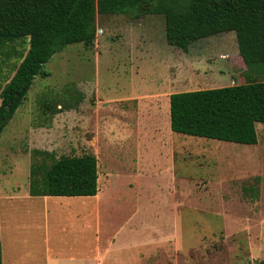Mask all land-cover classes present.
I'll return each mask as SVG.
<instances>
[{"label": "rangeland", "instance_id": "obj_1", "mask_svg": "<svg viewBox=\"0 0 264 264\" xmlns=\"http://www.w3.org/2000/svg\"><path fill=\"white\" fill-rule=\"evenodd\" d=\"M96 24L91 46L69 45L44 64L49 75L35 77L0 133V235L9 234V214L41 211L25 199L31 164L51 162L41 152H91L100 197L126 200L114 222L143 228L138 264L264 261V123L255 124V144L182 135L169 124L171 93L246 81L235 31L184 51L167 42L160 14H97ZM0 47L1 96L29 42Z\"/></svg>", "mask_w": 264, "mask_h": 264}, {"label": "trees", "instance_id": "obj_2", "mask_svg": "<svg viewBox=\"0 0 264 264\" xmlns=\"http://www.w3.org/2000/svg\"><path fill=\"white\" fill-rule=\"evenodd\" d=\"M164 17L167 42L184 51L191 43L235 31L246 81L169 95L171 131L240 144L257 143L255 124L264 123V0H0V43L28 38L29 49L0 96V133L23 102L44 64L65 47L96 39V15ZM2 48V47H0ZM33 163L29 194L92 196L98 191L95 154L55 156ZM0 264L1 244H0ZM249 264H264L263 260Z\"/></svg>", "mask_w": 264, "mask_h": 264}, {"label": "crops", "instance_id": "obj_3", "mask_svg": "<svg viewBox=\"0 0 264 264\" xmlns=\"http://www.w3.org/2000/svg\"><path fill=\"white\" fill-rule=\"evenodd\" d=\"M25 199L41 211L9 214V234L0 235L2 264H138L141 260L136 255L144 245L143 228L137 222L129 226L127 217L113 219L122 210L124 198L100 197L98 187L92 196L28 194ZM135 201L131 214L140 209L141 200Z\"/></svg>", "mask_w": 264, "mask_h": 264}]
</instances>
